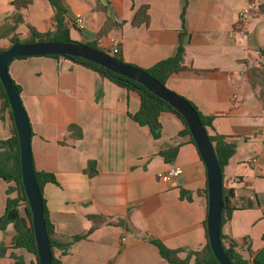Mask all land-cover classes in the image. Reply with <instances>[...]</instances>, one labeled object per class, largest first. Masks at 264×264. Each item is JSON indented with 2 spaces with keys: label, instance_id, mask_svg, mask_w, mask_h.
I'll use <instances>...</instances> for the list:
<instances>
[{
  "label": "crops",
  "instance_id": "crops-1",
  "mask_svg": "<svg viewBox=\"0 0 264 264\" xmlns=\"http://www.w3.org/2000/svg\"><path fill=\"white\" fill-rule=\"evenodd\" d=\"M12 1L0 0V25L17 12L24 22L16 29L21 40L29 38L27 25L41 34L54 31L48 0H30L27 8L18 11ZM63 2L68 29H76L74 21L82 18L84 27L77 30L85 44L96 40L107 20L96 9L97 0ZM251 3L255 7L243 38L236 28L237 17ZM142 6L147 7L148 23L134 25V15ZM263 10L264 0H109V16L122 26L98 41L104 50L118 44L124 63L147 70L175 55L179 35L186 30L185 68L170 75L165 87L213 118L209 135L236 141V154L223 169L235 209L223 222L221 234L225 243L236 242L248 259L264 248V108L247 77L251 66L264 67V55L259 53L264 49ZM9 46L8 39H0V48ZM8 74L20 88L30 123L33 168L53 174L57 182L42 190L52 237L71 242L91 228L86 216L92 214L125 219L130 229L96 228L87 239L72 243L65 254L54 250L61 264H169L149 240L183 250L181 256L207 244L206 168L197 147L179 136L183 124L175 114H160L161 134L154 139L148 127L131 118L140 107L137 92L69 58H16L8 65ZM70 125L81 129L80 140L70 137ZM14 135L10 108L1 111L0 100V141ZM177 146L173 161L160 156ZM89 161L96 170L90 177L84 173ZM174 166L182 170L177 180L157 178ZM8 187L0 178V218ZM181 191L188 197H181ZM14 235L11 225L0 230V246L7 248L0 264L13 263L11 254L35 264V255L12 248Z\"/></svg>",
  "mask_w": 264,
  "mask_h": 264
},
{
  "label": "trees",
  "instance_id": "trees-1",
  "mask_svg": "<svg viewBox=\"0 0 264 264\" xmlns=\"http://www.w3.org/2000/svg\"><path fill=\"white\" fill-rule=\"evenodd\" d=\"M48 2L54 11V31L41 34L38 33L30 25H27V28L30 33L29 38L26 40H21L18 34H16V29L18 25L23 24L24 22L22 16L16 12L13 13L11 16L5 18L3 23L0 25V39H8L10 46L17 43H33L44 41L68 42L70 39L69 29L66 25V16L68 14L67 6L64 4L63 0H48ZM29 4L30 0H13L11 2V5L15 8L16 11L27 8ZM96 9L104 12L107 15V20L101 30L97 33L96 40L86 45L94 49H99L103 52L112 54V56L117 58L119 61L123 62V59L119 52L114 54L111 50H104L98 45V41L102 37L106 36L112 28H120L122 26V23L115 22L109 16V0H97ZM184 12L185 7H183L181 13L182 22L184 21ZM262 12L264 13V10ZM140 23H148L146 6H142L141 8H139L134 15L133 24L138 25ZM185 37L186 30L183 28L182 32L179 35V44L175 55L156 63L154 66L147 70H144L152 78H154L164 86L167 78L170 75L178 73L185 68L183 65ZM3 50L4 49L0 48V52H2ZM259 53L261 56L264 55V49L259 50ZM49 57L59 58L58 56L53 55ZM69 59H72L75 62L84 65L88 69L98 73L100 76L108 79L110 82L119 87L137 92L140 97V107L138 112L132 115L131 118L138 125L148 127L154 139L160 138L161 134V125L159 122L160 114L163 112H171L175 114L183 124V129L179 132V136L182 138L187 137L188 140L195 145L183 117L179 113H177L174 108L169 106L160 98L153 95L144 86L126 77L117 75L87 60L81 58ZM247 77L251 89L256 93L258 100L264 108L263 65L257 64L251 66L247 70ZM14 87L16 89L17 94L20 96V88L15 84ZM0 100L1 111H3L4 108H9L7 97L1 83ZM189 103L197 112L199 119L208 134L207 128H212L213 118L203 116L191 102ZM68 132L70 137L75 141L80 140L82 138L81 129L75 125H70L68 128ZM208 138L212 144L213 151L223 177L224 167L228 164L229 160L236 154V141L220 134H208ZM177 150L178 146L175 148L163 150L159 154L164 158L166 162H171L174 160L177 154ZM84 173L89 177L93 176L96 173L95 163L93 161L88 162ZM34 175L41 194L46 184H57L53 174L38 172L34 170ZM0 178H2L7 184H9V187L6 191L8 197L6 199L5 212L4 215L0 218V230L4 231L8 225H11L15 231V235L12 239L11 244L12 248L24 249L28 253L35 255V264H38L34 234L31 225V215L22 188L21 171L19 163V144L16 134L10 139L0 141ZM10 184H12V186H10ZM12 193H15L14 197H11ZM204 194L207 196V190H205ZM181 197H188V194L185 191H181ZM231 198H233V191L230 189L223 188L221 226L225 219L229 218L231 216V212L235 209V206L231 203ZM43 212L46 230L50 242V249L52 252V264H61L59 260L54 256L55 249L60 250L62 254H65L72 243L87 239L90 234L98 227L105 225H114L129 229L127 228V222L125 219L104 218L101 215L95 214L87 215L86 218L92 223L91 228L83 234L73 236L71 242L61 243L52 237L53 226L48 219V214L44 207V201ZM220 240L224 253L233 264H264V248L257 252L252 259H248L245 258L242 253L237 249L236 242L229 240V242L225 243V238L223 237L221 232ZM149 242L158 248L161 257L166 260L169 264H219L213 256L208 242L201 250L187 251L185 252L184 256L180 255L184 252L183 250L169 249L159 240L152 239L149 240ZM6 250L7 248L4 245L0 246V257L4 256ZM10 257L13 259V263L11 264H25L21 257H17L13 254H11Z\"/></svg>",
  "mask_w": 264,
  "mask_h": 264
},
{
  "label": "water",
  "instance_id": "water-1",
  "mask_svg": "<svg viewBox=\"0 0 264 264\" xmlns=\"http://www.w3.org/2000/svg\"><path fill=\"white\" fill-rule=\"evenodd\" d=\"M51 55L64 58H81L135 81L166 102L183 117L207 173V242L219 264H233L224 253L220 240L222 189H226V183L223 181L208 134L195 109L185 98L168 90L144 70L121 62L112 54L71 40L68 42L17 43L0 52V83L7 97L18 139L21 182L31 215L38 264H52V252L44 220L43 198L35 179L32 164L30 123L8 74V65L18 57Z\"/></svg>",
  "mask_w": 264,
  "mask_h": 264
},
{
  "label": "built area",
  "instance_id": "built-area-1",
  "mask_svg": "<svg viewBox=\"0 0 264 264\" xmlns=\"http://www.w3.org/2000/svg\"><path fill=\"white\" fill-rule=\"evenodd\" d=\"M255 4L251 3L249 5H246L244 8L240 10L237 17V25L236 28L239 30L240 34L243 38H246L247 31L246 26L248 23V19L250 17L251 11L254 9ZM74 26L78 29H82L84 27V21L82 18H77L74 21ZM118 44H114L113 49L111 50L114 54L118 53ZM252 162H255V160H252ZM182 170L180 167L174 166L172 168H169L165 172L159 173L157 175L158 179L162 180H177L181 174Z\"/></svg>",
  "mask_w": 264,
  "mask_h": 264
},
{
  "label": "rangeland",
  "instance_id": "rangeland-1",
  "mask_svg": "<svg viewBox=\"0 0 264 264\" xmlns=\"http://www.w3.org/2000/svg\"><path fill=\"white\" fill-rule=\"evenodd\" d=\"M70 35H69V39L73 42H77V43H81V44H85V40H83V38L81 37L80 32L77 30V28H73L70 27Z\"/></svg>",
  "mask_w": 264,
  "mask_h": 264
}]
</instances>
